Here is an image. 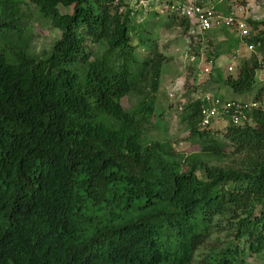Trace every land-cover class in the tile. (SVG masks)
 <instances>
[{
    "label": "trees",
    "instance_id": "trees-1",
    "mask_svg": "<svg viewBox=\"0 0 264 264\" xmlns=\"http://www.w3.org/2000/svg\"><path fill=\"white\" fill-rule=\"evenodd\" d=\"M19 1L0 0V37L16 27ZM29 1L60 36L44 57L0 44V264H242L261 253L264 88L219 130L200 126L199 102H189L184 139L240 158L182 162L168 142L146 139L164 56L151 49L139 62L124 1ZM86 38L103 42L101 53L90 58ZM252 41L264 51V32ZM260 62L244 60L223 84L250 91ZM219 215L232 227L228 246L195 259Z\"/></svg>",
    "mask_w": 264,
    "mask_h": 264
},
{
    "label": "rangeland",
    "instance_id": "rangeland-1",
    "mask_svg": "<svg viewBox=\"0 0 264 264\" xmlns=\"http://www.w3.org/2000/svg\"><path fill=\"white\" fill-rule=\"evenodd\" d=\"M240 3L244 8V15L249 16L246 19L248 37L244 41L250 42L253 37L264 32V0H241ZM17 7L14 21L16 27L1 34L0 44L4 43L3 46L7 50L21 48L34 56L48 55L53 42L59 38L60 31L54 28L47 19L39 16L29 0H20ZM58 10L61 14L69 13L71 7L58 6ZM136 21L133 20L129 24V36L132 43L135 44L134 53L139 62L151 56V49H156L164 56L155 96L154 115L150 118L145 129L146 139L168 142L172 152H175L176 159H180L182 162L184 159L189 160V157H195L218 167L238 165L240 156L238 153L224 151L225 153H221V155H205L200 146V139L193 137L185 140L184 111L186 105L201 91L217 93L222 101L225 99L243 102L253 100L255 92L264 88V65L255 70L252 88L248 92L233 93L227 85L223 84L222 80L228 73L235 75L236 68L244 60H249L251 56L256 57L257 61L261 63L260 61L264 57V51H261L262 47L250 52L245 51L241 42H238V30L234 28L213 31L206 35V42H202V40L198 42L188 27L180 23L178 18L169 19L161 16L156 18L149 14L140 22ZM139 38L144 40V43L139 44ZM262 46L264 49V41ZM84 47L92 58L101 53L105 44L86 38ZM235 48H238L239 52L233 59L231 57ZM11 52L9 51V54ZM200 53L201 57L208 55L213 60L211 71L208 74H203L200 71ZM229 62L233 63L232 72L226 71V65ZM137 100L138 96L133 92L123 96L121 104L123 108L127 109ZM215 123L214 128L222 129V122ZM218 142L227 147L221 138H218ZM228 220L226 215L215 216L212 219L208 227V237L198 244L195 259L205 258L228 246L232 235V227ZM242 264H264V250L255 255L246 254Z\"/></svg>",
    "mask_w": 264,
    "mask_h": 264
},
{
    "label": "built area",
    "instance_id": "built-area-1",
    "mask_svg": "<svg viewBox=\"0 0 264 264\" xmlns=\"http://www.w3.org/2000/svg\"><path fill=\"white\" fill-rule=\"evenodd\" d=\"M241 0H130L128 8L130 14L141 11L146 14L155 11L157 14H175L188 21L192 36L199 41L206 42V35L220 29L234 28L238 30V37L245 51H252L259 46V41L246 42L248 37L246 19ZM238 54L235 49L232 58ZM204 57V56H203ZM199 55L201 72L207 74L211 71V60ZM226 70L232 71V65H227ZM170 95V94H169ZM201 123L206 124L210 120L228 117L233 123L244 118L241 109L243 104L233 101H219L212 94L205 92L199 96Z\"/></svg>",
    "mask_w": 264,
    "mask_h": 264
},
{
    "label": "clouds",
    "instance_id": "clouds-1",
    "mask_svg": "<svg viewBox=\"0 0 264 264\" xmlns=\"http://www.w3.org/2000/svg\"><path fill=\"white\" fill-rule=\"evenodd\" d=\"M124 2V5L121 7V10H128V15H129V17H130V19L132 20H137L136 22H140L145 16H148L149 14L150 15H154L156 18H159V16H161L162 18H171L172 19V16H174V18H178V19H183V20H186L185 18H182V17H179V16H177V15H175V14H171V15H166V14H157V13H155V11H149L148 13H146V14H144L145 16H143V14H142V12L141 11H134V13H132V14H130V8H128V3H129V1L130 0H123ZM132 20V21H133ZM187 21V20H186ZM246 21V20H245ZM186 27H188L189 28V25H188V21H187V25H186ZM220 30H224V29H220ZM210 34V33H209ZM246 39V38H245ZM253 39V38H252ZM252 39H251V41L250 42H256V41H252ZM238 42H241V40L239 39V37H238ZM198 42H200L199 40H197ZM203 42V41H202ZM260 42V41H259ZM241 44H242V42H241ZM259 46H260V43H259ZM259 46H257L255 49H257ZM243 47V46H242ZM235 49H238V48H235ZM235 49L233 50V54H234V51H235ZM238 52H239V49H238ZM248 52H250V51H248ZM233 56V55H232ZM232 58V57H231ZM234 59V58H233ZM229 64L230 65H233V63L232 62H229ZM229 64H227V65H229ZM226 65V66H227ZM200 71H201V67H200ZM227 71V70H226ZM236 72H235V75H232V74H230V73H228V75H230V76H233V77H235L236 76V73H237V68H236V70H235ZM228 72V71H227ZM232 72V71H231ZM202 73V72H201ZM204 74V73H203ZM208 74V73H207ZM227 75V76H228ZM205 92H208V93H210V94H212V96L215 98V99H218L220 102L222 101V98L221 97H219L218 95H217V93H213V92H210V91H201L199 94H197L196 96H195V98L192 100V101H194V100H197L198 102H199V123H200V126H205V125H209V126H214L216 123L215 122H219V121H222L223 122V125L225 124H227L228 122H230L231 120L228 118V117H222V118H220V119H216V120H210V121H208L206 124H202L201 123V117H200V105H201V102H200V100H199V96L201 95V94H203V93H205ZM170 95H172V93H169ZM225 101H233V102H238V103H241V104H247V105H254L250 100L249 101H247L246 102V100H245V102H243V101H240V100H235V99H225ZM225 121H226V123H225ZM232 122V121H231Z\"/></svg>",
    "mask_w": 264,
    "mask_h": 264
}]
</instances>
